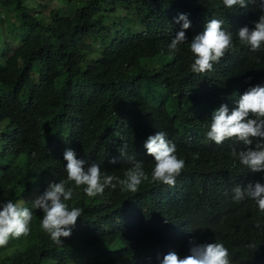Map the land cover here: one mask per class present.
<instances>
[{"label": "trees", "instance_id": "16d2710c", "mask_svg": "<svg viewBox=\"0 0 264 264\" xmlns=\"http://www.w3.org/2000/svg\"><path fill=\"white\" fill-rule=\"evenodd\" d=\"M52 1L0 0V113L19 116L17 124L25 123L33 136L25 129L21 140L0 156L27 152L35 144L42 164L50 165L38 172L46 175L48 182L65 177L62 156L53 161L44 159L48 151H60L54 142L75 149L89 160L86 166L97 163L107 175L123 178L133 160L142 161L144 170L152 173L151 157L141 144L149 126H165L171 130L176 155L185 161L174 187L154 183L146 173L148 179L137 193L122 191L119 186L107 187L103 195L90 198L81 187L74 188L73 201L79 208L92 207L108 197H118L111 200L117 206L128 201V208L113 211L114 226L122 236L101 264H140L136 257L145 252L138 239L142 205L149 224L156 220L162 223L161 233L177 223L184 228L199 215L211 233L209 237L219 238L231 252L242 254L233 264H264L262 213L251 198L240 202L232 198L237 185L264 184V173L250 172L233 155L245 148L243 143L229 139L218 145L206 135L215 109L227 104L231 110L249 85L264 82V49L252 52L238 40L239 28L251 27L259 10L251 5L228 9L222 0H183L184 7L181 4L182 10L174 12L173 17L146 14L152 22L137 33L132 32L137 22L130 15L114 16L121 34L112 40L109 54L121 61L125 77L116 86L108 72L120 63L112 61L102 66L97 52L89 50L87 36L74 34L68 27L75 24L69 19L86 27L94 25L93 31L112 26L108 12H101L106 0ZM42 4L47 18L37 19L33 11ZM127 7L128 0H123L118 13ZM180 11L191 21L190 42L211 19L222 20L223 28L233 34L236 50L227 53L213 71H191L194 56L186 42V51L180 50L170 64L171 38L161 35L155 26L159 17L175 20ZM138 18L142 23L145 20L144 15ZM92 37L99 39L93 32ZM13 38L20 40L15 48L11 46ZM144 63L150 68L145 70ZM125 146L121 155L120 149ZM113 157L117 158L115 164L111 163ZM22 162H0V178L8 179L0 189L4 198L11 196L14 175L25 169ZM34 187L39 186L27 177L20 180L17 190L24 196ZM163 202L177 209L174 220L161 216ZM41 219L33 214V231L0 247V264H78L68 242L56 245L50 254H41L50 249V242L41 233ZM253 244L256 250L250 247Z\"/></svg>", "mask_w": 264, "mask_h": 264}, {"label": "clouds", "instance_id": "9594fccd", "mask_svg": "<svg viewBox=\"0 0 264 264\" xmlns=\"http://www.w3.org/2000/svg\"><path fill=\"white\" fill-rule=\"evenodd\" d=\"M122 1L106 0L101 10L111 16L112 26L104 25L100 30L93 31L94 25L86 27L82 22L76 23L72 19H69L70 22L75 24L68 26L74 30V34L87 36L88 48L97 52L102 66H109L112 61L120 63L108 72L116 86L125 77L120 69L121 61L111 56L109 49L113 45L112 40L121 34L114 16L120 14L118 10ZM222 3L228 9H244L251 5L259 10L260 15L252 22L251 27L245 25L239 28L238 40L252 52L264 49V0H222ZM181 4L184 7L183 0L182 3L179 0H128L127 10L124 11L126 15H130L137 23L143 25L142 30H132L133 33H137L152 22L145 16L146 14L152 12L162 17L167 15L173 17L174 12L180 8L182 10ZM33 14L37 19L47 18L43 4L38 10L33 11ZM143 15L145 20L142 23L138 16ZM162 17H159L160 22L155 29L161 35L171 38L168 45L170 64L175 61L180 50L186 51L185 42L188 46L190 44V51L194 56L190 68L195 74L213 71L214 65L227 53L236 50L233 34L223 28L224 22L220 19L208 20L203 30L194 35L190 42L191 21L187 14L180 11L175 20ZM92 32L99 37L97 41L93 39ZM42 57L49 60L47 55ZM142 66L145 70L150 68V65L146 67L145 63ZM247 80H251V77ZM18 121L19 116H6L0 113V153L19 142L25 129L28 130L25 123L17 124ZM149 129L141 147L147 156L151 157L150 166L154 167L152 173L144 170L142 161L133 160L132 166L124 172L123 178L107 175L102 173L97 163L86 166L89 160L84 159L75 149L54 142L61 148L60 151H48L44 154V159L53 161L56 157L62 156L65 177L59 178L58 182L55 180L48 182L46 175H40L38 172L46 171L50 165L42 164L43 158L37 154L35 144L27 152L0 156V162H22L24 159L22 166L25 168L14 175L11 196L4 198L0 194V247L6 246L11 239L27 236L32 232L31 221L33 214H36L42 218L41 233L50 242V249L47 253L42 252V255L50 254L56 245L68 242L69 249L74 253V261L78 264H101L111 253L116 240L122 236L114 226L113 211L115 208H128L129 205H126L128 201L123 202L122 206H117L111 200L114 201L118 197H108L96 202L92 207L79 208L73 201L74 188L81 187L80 189L90 198L103 195L107 187L115 189L119 186L122 191L137 193L149 175L154 183L174 187L177 177L185 168V161L176 155V146L171 142L170 129L162 125L149 126ZM29 134L33 137L30 131ZM206 135L207 139L218 145L229 139L243 143L245 148L238 153L234 151L233 155L238 156L240 164L250 172L264 173V82L249 85L239 96L237 106L231 110L227 104H221L215 109ZM125 149L126 146L120 149L121 155L125 154ZM116 162L117 158L113 157L111 163ZM27 177H31L32 182L36 181L39 187H34L32 192L21 196L17 187L20 180ZM7 182V178H0V189H3ZM232 191V198L236 202L246 197L254 200L264 221V184L249 183L246 187L237 185ZM94 208L98 210L97 213L92 211ZM140 208L142 231L138 233V239L145 249L142 255L136 257L140 259V264H233L234 260L242 257L241 253L231 252L219 238L209 237L211 233L199 215L184 228L177 223L175 226H168L166 231L161 233L159 229L162 223L156 220L149 224L145 207L142 205ZM160 214L167 220H174L178 216V211L168 202H163ZM250 247L257 249L255 244Z\"/></svg>", "mask_w": 264, "mask_h": 264}, {"label": "rangeland", "instance_id": "374dc122", "mask_svg": "<svg viewBox=\"0 0 264 264\" xmlns=\"http://www.w3.org/2000/svg\"><path fill=\"white\" fill-rule=\"evenodd\" d=\"M46 1H50V0H43V2H46ZM52 3H58L59 4V2L56 1V0H53ZM125 12L126 11L120 13V15H118V16H120L121 18L125 17L126 16ZM133 29L142 30L143 29V25L141 23H137V24L133 25ZM19 44H20V41L16 40L15 38H13V41H11L12 48H15ZM1 45H3V43H1Z\"/></svg>", "mask_w": 264, "mask_h": 264}]
</instances>
